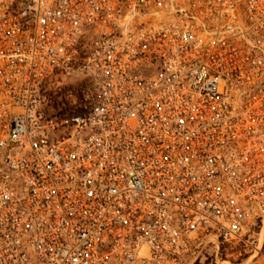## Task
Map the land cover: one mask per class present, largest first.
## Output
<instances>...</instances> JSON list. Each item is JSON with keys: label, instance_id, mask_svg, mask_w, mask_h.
I'll return each mask as SVG.
<instances>
[{"label": "built area", "instance_id": "obj_1", "mask_svg": "<svg viewBox=\"0 0 264 264\" xmlns=\"http://www.w3.org/2000/svg\"><path fill=\"white\" fill-rule=\"evenodd\" d=\"M0 264H264V0H0Z\"/></svg>", "mask_w": 264, "mask_h": 264}]
</instances>
